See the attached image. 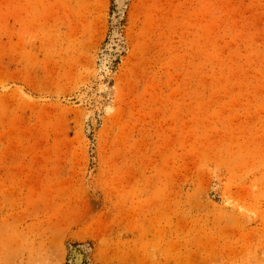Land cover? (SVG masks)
<instances>
[{
    "label": "rangeland",
    "instance_id": "1",
    "mask_svg": "<svg viewBox=\"0 0 264 264\" xmlns=\"http://www.w3.org/2000/svg\"><path fill=\"white\" fill-rule=\"evenodd\" d=\"M126 5L0 0V264H264V0Z\"/></svg>",
    "mask_w": 264,
    "mask_h": 264
},
{
    "label": "bare ground",
    "instance_id": "2",
    "mask_svg": "<svg viewBox=\"0 0 264 264\" xmlns=\"http://www.w3.org/2000/svg\"><path fill=\"white\" fill-rule=\"evenodd\" d=\"M127 1H130V0H115V5L118 8V10L120 11V13H119V18L116 19V17H113V19H112L113 21H112V32H111V34H112V41L117 42V46L119 48L123 42L122 41L123 38L120 35L119 20L124 16L125 11L128 7V5H126ZM119 11H117V12H119Z\"/></svg>",
    "mask_w": 264,
    "mask_h": 264
}]
</instances>
